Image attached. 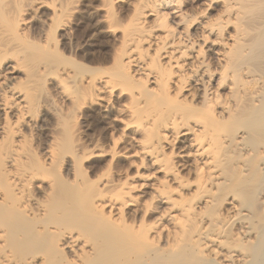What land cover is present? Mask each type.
Listing matches in <instances>:
<instances>
[{
	"label": "bare ground",
	"instance_id": "6f19581e",
	"mask_svg": "<svg viewBox=\"0 0 264 264\" xmlns=\"http://www.w3.org/2000/svg\"><path fill=\"white\" fill-rule=\"evenodd\" d=\"M57 1L32 9L65 14L70 4ZM128 1L154 26L135 6L112 68L84 81L96 92L84 100L123 103L103 122L120 137L83 156L114 159L129 137L134 150L120 156L141 183L95 190L51 178L52 135L38 164L20 151L19 128L37 122L40 67L23 63L31 56L0 13V264H264V0ZM48 105L44 117L56 112Z\"/></svg>",
	"mask_w": 264,
	"mask_h": 264
},
{
	"label": "rangeland",
	"instance_id": "374dc122",
	"mask_svg": "<svg viewBox=\"0 0 264 264\" xmlns=\"http://www.w3.org/2000/svg\"><path fill=\"white\" fill-rule=\"evenodd\" d=\"M35 1L37 0H0V13L6 12V30L14 33L12 40L21 44L31 56L23 63L29 64L31 61L40 67V75L34 83L33 113L37 122L31 130L19 128L20 151L30 161L38 164L42 159L40 147L52 135L56 158L60 164L48 169L51 178L70 181L73 187L80 189L89 185L92 190L95 187L101 188L102 181L140 184L139 178L134 174L136 164L128 166L120 156L129 149L134 150L132 141L131 146H128L131 140L129 137L122 139V144L116 149L120 154L114 159L108 156L84 158L85 147L91 148V142L100 143L101 148L108 151L111 147L109 139L120 137L117 129L108 131L103 122L108 115L107 111L110 110L111 113L119 109L118 103L121 105L123 102L106 97L104 101L94 103L84 100L83 94L88 91L84 88V81L111 69L109 66H112L114 58L123 51V30L130 24L129 19L132 18L135 6L136 10L141 9L143 13L148 9H142L141 5H138L141 7L139 8L136 3L128 0H67L70 4L68 11L63 15L52 16L48 8L50 4L37 9L38 11L32 9ZM206 1L200 0L197 7H205ZM46 2L56 4L58 1ZM190 4L189 1L188 5ZM47 14H50L48 21L44 18ZM144 17L147 30H152L148 28L154 26V15L145 12ZM152 32L151 34L156 33ZM6 56L16 59L18 55L7 51ZM57 83L71 96L70 102L60 103L57 100L54 95ZM92 91H88L89 96L91 93L96 94L95 90ZM43 104L56 107V112L44 117L41 112ZM51 124L56 127L50 134L46 128L49 129ZM135 137L139 138L137 135ZM64 159L68 163L63 162ZM144 168L142 165L138 170L142 173ZM105 189L102 188L104 191ZM147 190L140 188L131 194ZM143 200L149 202L148 196ZM130 218L132 215L128 214L127 223H130Z\"/></svg>",
	"mask_w": 264,
	"mask_h": 264
}]
</instances>
